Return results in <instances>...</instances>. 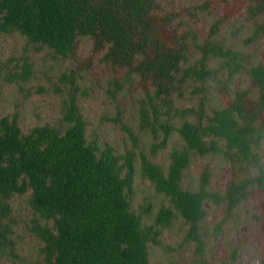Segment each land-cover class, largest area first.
Returning <instances> with one entry per match:
<instances>
[{
    "label": "trees",
    "instance_id": "obj_1",
    "mask_svg": "<svg viewBox=\"0 0 264 264\" xmlns=\"http://www.w3.org/2000/svg\"><path fill=\"white\" fill-rule=\"evenodd\" d=\"M215 5L224 12L201 41L200 17ZM239 16L254 22L246 44L264 39V0H205L179 10L164 9L160 0H0V35L19 33L28 45L49 48L71 61L59 78L65 88L57 89L64 98L54 122L24 132L18 114L0 117V257L19 258L10 201L25 194L35 217L31 231L44 244L47 264H151L150 247L164 246L162 234L178 217L190 225L187 238L196 243L195 260L188 264H213L205 258L200 232L206 202L221 207L220 232L241 204L254 202L264 235V46L259 60L247 65L239 52L217 39L222 26ZM84 37L92 42L87 55L79 53ZM193 49L201 56L186 67ZM98 53L116 76L111 83L116 90L123 88L121 76L141 90L140 129L160 139L152 143L151 154L165 148L174 132L183 140L182 147L171 150L167 169L144 153L138 160L133 149L117 154L110 144L89 138L79 105L89 91L79 82ZM218 58H225L230 75L247 74L246 87L223 84L225 103L211 114L205 101L198 108L175 106L174 96L189 79L205 82L214 76L217 71L209 63ZM13 76L11 82L30 80L29 58ZM176 116L185 120L179 127L172 121ZM209 154L229 162L223 189L212 187L208 164L198 187L184 188L193 156ZM138 173L168 198L155 214L150 196L138 209L133 206ZM148 216L150 223L144 220ZM238 249L231 262L222 259L221 264H236Z\"/></svg>",
    "mask_w": 264,
    "mask_h": 264
},
{
    "label": "rangeland",
    "instance_id": "obj_2",
    "mask_svg": "<svg viewBox=\"0 0 264 264\" xmlns=\"http://www.w3.org/2000/svg\"><path fill=\"white\" fill-rule=\"evenodd\" d=\"M203 1L205 0H160L164 9L178 10ZM223 12L222 6L215 5L211 10L202 13L198 23L201 41ZM253 25V21L245 16H239L226 22L217 36V39L227 47L239 52L247 65L259 60L260 51L264 46V39L252 44L245 43ZM91 48L92 42L88 37L80 39V54H89ZM102 54H96L92 69L86 72L85 77L79 82L82 88L89 91L88 95L79 99L81 110L89 123V138L97 137L101 145L110 144L117 154L133 149L138 160L140 154L144 153L153 162L167 169L171 150L173 147H182L183 140L174 132L165 148L160 149L155 155L151 154L152 143L159 142L160 139H155L152 133L140 129L139 100L143 94L135 82L126 76H121L123 88L116 90L111 84L116 76L109 73L107 67L100 61ZM200 56V52L193 49L184 66L197 64ZM26 58L33 63V76L27 82L21 80L11 82L10 79L21 70ZM224 60L225 58H218L210 61L209 67L217 72L205 82L189 79L182 93L174 96L175 106L181 109L198 108L200 101H205L206 110L211 114L213 109L221 108L225 103L221 90L223 84L230 88L246 87L247 74L241 70L230 75L229 69L223 63ZM70 66V60L56 55L51 49L28 45L27 38L19 33L0 35V117L18 114L24 132H28L38 123L54 122L60 115L61 102L64 98V91L59 92L57 89L65 88L59 78ZM188 120L193 121L192 118ZM172 121L179 127L185 120L176 116ZM206 164L213 174L212 187L223 189L230 175V165L220 154L193 156L191 165L184 174V188L198 187L199 176ZM134 188L133 206L136 209L144 202L145 196H150L154 214L162 203H169L168 198L157 193L150 180L143 179L139 173L135 177ZM28 197L29 194L16 195L10 201L12 214L17 219L14 239L19 258L0 257V264H47L41 250L44 244L31 231L35 217L28 205ZM205 208L207 215L200 222V232L204 234L206 259L213 264H221L222 259L231 262L233 250L239 247L236 264H257L264 261V235L255 219L259 211L254 202L241 204L236 215L224 224L223 232L217 228V224L223 219L221 207L206 202ZM144 220L150 223L152 219L148 216ZM189 227L183 217H178L170 227L165 228L162 234L164 246L150 247L151 264L167 263L172 260L188 264L194 261L196 243L187 238Z\"/></svg>",
    "mask_w": 264,
    "mask_h": 264
}]
</instances>
